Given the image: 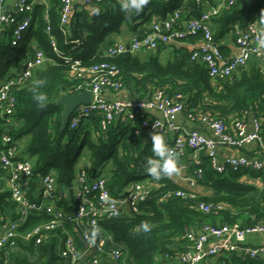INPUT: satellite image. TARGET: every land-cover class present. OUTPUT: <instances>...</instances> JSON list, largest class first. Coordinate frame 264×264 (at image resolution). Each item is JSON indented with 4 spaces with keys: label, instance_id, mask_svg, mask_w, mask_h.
<instances>
[{
    "label": "trees",
    "instance_id": "1",
    "mask_svg": "<svg viewBox=\"0 0 264 264\" xmlns=\"http://www.w3.org/2000/svg\"><path fill=\"white\" fill-rule=\"evenodd\" d=\"M216 2L150 0L138 14L126 15L121 10L122 0H103L89 5L90 8L73 11L64 34L60 29V0H52L49 6L42 3L35 5L32 23L18 45H12L8 33L0 30V83L22 70L24 60L31 56L32 42L37 43L47 57V61L34 70L33 77L15 91L17 101L13 112L9 117H0V138L4 133L9 135L18 147L17 159H30L34 163V173L26 188L30 199L41 198V179L54 172L57 177L56 206L66 210L75 209L76 201L70 188L83 167L80 164L85 155L91 162L90 175L107 177L112 193L119 196L131 182L143 180L134 174L144 171L147 158L153 156L151 140L144 133L135 134L137 122L125 124L114 121L102 129L100 113H94L76 128L70 127L71 117L68 122L64 121V105L58 103V99L63 94L78 93L77 86L84 80L77 76L71 63L53 49L50 34L46 31V11L52 27L51 35L56 39L60 54L81 60L83 67L105 61L116 65L121 70L124 89H128L135 98L151 96L158 88L170 94L180 92L187 111L219 118L229 127L233 126L235 120H246L253 114L261 123L260 135L264 139V73L257 65L248 64L229 78L211 77L204 63L192 58L201 34L181 39L197 43L191 51L164 45L155 51L107 53L108 48L117 41L114 35L121 33L123 25H127L133 34L140 33L144 28L139 26V20L148 22L155 13H159V19L164 20L173 9L182 7L188 17H198L207 6H213ZM262 13L264 0H237L232 6L223 8L212 19L215 40L222 42L228 35L234 36L237 25L245 27L249 23L262 21ZM220 48L225 56L231 55L222 45ZM162 49L170 50L165 60L160 55ZM141 52L147 56L142 58ZM37 81L42 83L37 84ZM39 93L48 97L44 107L35 101V95ZM231 121L232 124H229ZM200 161L203 176L199 178V184L211 188L212 193H198L197 199L171 197L161 200L166 192L184 187L170 177L155 180L148 175L149 182L155 187L150 196L140 203L138 212L125 211L101 221L112 245L120 247L123 252L120 259L108 260L103 264H157L164 254L172 256L188 247L184 237L188 227L206 222L216 224L214 221L217 217L223 224L246 226L264 221V188L239 182L242 176L264 179L263 172L229 169L218 173L204 153ZM197 167L193 163L188 165L190 175H195ZM201 201L224 203L228 209L204 214L197 207ZM16 208L0 170V233L8 220L17 219ZM48 217L43 212L33 213L23 229ZM145 224L148 225L147 231ZM68 227L72 228L70 225ZM63 236L59 230L49 242L39 246L19 239L8 260L11 264H61L59 244ZM79 244L83 242L79 240ZM226 259L225 264H264L262 258L243 260L237 253H232Z\"/></svg>",
    "mask_w": 264,
    "mask_h": 264
},
{
    "label": "built area",
    "instance_id": "2",
    "mask_svg": "<svg viewBox=\"0 0 264 264\" xmlns=\"http://www.w3.org/2000/svg\"><path fill=\"white\" fill-rule=\"evenodd\" d=\"M75 1L94 5L103 0H60V29L64 34L67 32ZM236 1L220 0L217 5L202 11L198 17H188L182 7L175 8L166 19L154 21L140 33L132 34L128 41H116L108 48L107 53L115 55L127 51H155L173 41L201 34L202 38L192 58L201 60L211 77L229 78L252 60L257 62L264 73V28L258 21L245 27L237 25L234 28V43L237 49L230 56H225L220 48L221 42L214 38L213 17ZM37 2L38 0H0V30L8 33L12 45H18L24 40L34 18ZM44 17L53 49L62 59L71 63L77 76L84 80L77 86L78 93L87 91L92 94L90 103L79 105L72 113L71 128L86 122L94 113L101 114L102 129H106L114 121L125 124L137 122L134 130L136 135H146L149 132L148 139L151 140V134L157 132L164 136L178 158L188 156L190 163L198 165L194 170L195 175H190L188 179V187L168 191L161 200L171 197H199L195 187L203 176L200 152L208 156L212 168L218 173L229 169H255L264 173V139L260 135L261 123L258 118L253 119L252 131L248 130L244 119L235 120L233 126L229 127L219 118L187 111L182 93L170 94L160 88L155 89L151 96L143 98H108L107 93L124 89L121 70L106 61L83 67L81 60L60 54L56 39L51 35L52 27L47 11ZM30 47L31 56L24 60L22 70L0 83V117H9L17 101L15 91L33 77L37 67L47 61L44 50L37 46V43L32 42ZM152 111H159L162 116L155 117ZM180 112H183L188 120L196 122L199 127L188 128L177 124L176 116ZM220 145L237 148L257 145L261 154H239L221 160L218 156ZM18 151L11 137L4 133L0 138V170L11 191L12 199L16 202L18 217L16 220H8L0 233V264L8 261L19 239L39 246L49 242L59 230L64 234L59 244L61 264H103L108 260L120 259L123 255L122 249L108 244L110 237L103 230L101 221L119 216L125 211L138 212L140 203L150 196L155 187L149 182L150 179L134 180L121 195L115 196L107 177H92L90 168L81 167L70 189L76 207L66 210L55 204L57 177L54 172L42 177L41 198H29L26 188L34 173V163L30 159H17ZM197 207L204 214L228 209L224 203L202 201ZM42 212L49 217L23 229L31 214ZM69 225L72 228H69ZM256 233L261 234L264 239V221L249 226L210 222L195 224L188 227L184 234L188 247L172 256L164 254L162 261L176 259L179 264H219L216 260L218 256L225 255L228 258L232 253H237L243 260L261 258L264 256V240L256 246L247 243L248 236ZM77 236L83 242L82 247L76 241ZM225 263L226 260L222 264Z\"/></svg>",
    "mask_w": 264,
    "mask_h": 264
},
{
    "label": "crops",
    "instance_id": "3",
    "mask_svg": "<svg viewBox=\"0 0 264 264\" xmlns=\"http://www.w3.org/2000/svg\"><path fill=\"white\" fill-rule=\"evenodd\" d=\"M52 2V0H38L37 3H42L44 5H50ZM220 2V0H217V2L213 5H217L218 3ZM90 8L88 4H85V3H82L80 1H75L74 3V11L77 12V11H80L82 8ZM212 6H207L205 9H210ZM161 17V15L159 13H155L153 14V17L151 18L150 21L148 22H144L143 20H139V23L141 27L143 28H148L150 27V25L154 22V21H157V20H160L159 18ZM260 25L263 26L264 28V21H259ZM133 32L132 30L127 26V25H123L121 27V33H117L114 35L115 39L117 41H128L130 39V37L132 36ZM169 45H171L172 47H176L177 49H180V48H186L188 49L189 51L193 50L194 47L197 45L196 42L194 41H190V40H176V41H173L171 42ZM221 45L223 48H226L228 50V53L230 54H233L234 52H236V46H235V43H234V36L231 35H228L227 37H225L222 42H221ZM170 50L168 49H162L161 52H160V55L162 58H164L167 53L169 52ZM142 58H145L147 56L146 53L144 52H141L140 53ZM248 64H255L257 65V62L255 60H252L250 61ZM247 64V65H248ZM258 66V65H257ZM259 69H260V66H259ZM107 97L108 98H135L134 95L128 90V89H123L119 92H116V93H107ZM153 114V116L155 117H161V113L159 111H152L151 112ZM255 118V116L253 114H250L247 118H246V122H247V127H248V130L249 131H252L254 129L253 127V119ZM176 122L177 124L181 125V126H186L188 128H197V123L194 122V121H191V120H188L186 118V115L183 113V112H180L177 114L176 116ZM229 124H232V121L229 122ZM199 127V126H198ZM203 132L205 133H208L207 130L205 129H202ZM146 136H150V133L148 132L146 134ZM203 154V152H200L199 156H201ZM239 154H247V155H254V154H261V150H260V147L258 148L257 145H248V146H244V147H240V148H237V147H231V146H228V145H220L219 146V159H225L227 156H237ZM83 166V167H87V168H90L91 167V162L88 158L87 155H85V158L82 159L81 161V164L80 166ZM188 172V171H187ZM189 173V172H188ZM190 177V174H187L186 173V169L183 171V175H182V179L181 178H177V179H174L173 177H170L173 181H175L176 183H178L179 185L183 186V187H188V179ZM178 180V181H177ZM183 180V182H182ZM240 183H246V184H253L257 187H259V189H263L264 188V179L262 177H258V178H252V177H249V176H242L240 178ZM186 184V185H185ZM71 189V188H70ZM195 190L199 193V194H210L213 192V190L209 187H206L204 185H201V184H198L196 187H195ZM70 193L72 194V191L70 190ZM213 221V220H211ZM214 223L216 224H222V220L220 219V217L216 218V221H214ZM4 230V227L3 229ZM79 237V236H77ZM76 237V241L79 243V240L80 237H79V240L77 239ZM263 236L261 234H250L247 238V243L251 246H256V245H259L260 243L263 242ZM82 242V241H81ZM80 245V244H79ZM81 247L83 246L80 245ZM262 259H264V256L261 257ZM217 260V263L219 262V264H222L225 260L227 261V259H225V255H220L216 258ZM157 264H179L178 261L176 259H172V260H168V259H165L163 261H161L160 263H157ZM201 264H206V262H203Z\"/></svg>",
    "mask_w": 264,
    "mask_h": 264
},
{
    "label": "clouds",
    "instance_id": "4",
    "mask_svg": "<svg viewBox=\"0 0 264 264\" xmlns=\"http://www.w3.org/2000/svg\"><path fill=\"white\" fill-rule=\"evenodd\" d=\"M149 3L150 0H122L121 10L126 15L138 14ZM262 21H264V13H262ZM36 83L40 84L42 81H37ZM47 100L46 94L39 93L35 95V101L40 107H44ZM151 150L153 156L147 158L145 171L153 179L160 180L164 177H171L179 172L178 156L169 147L163 135L157 132L151 134ZM144 229L148 230L147 224L144 225Z\"/></svg>",
    "mask_w": 264,
    "mask_h": 264
},
{
    "label": "water",
    "instance_id": "5",
    "mask_svg": "<svg viewBox=\"0 0 264 264\" xmlns=\"http://www.w3.org/2000/svg\"><path fill=\"white\" fill-rule=\"evenodd\" d=\"M92 99V94L90 92L84 91L76 93L74 95L63 94L58 99V103L64 105L63 117L64 121L68 122L72 113L81 104H88ZM108 244L112 245L111 239L108 240Z\"/></svg>",
    "mask_w": 264,
    "mask_h": 264
},
{
    "label": "rangeland",
    "instance_id": "6",
    "mask_svg": "<svg viewBox=\"0 0 264 264\" xmlns=\"http://www.w3.org/2000/svg\"><path fill=\"white\" fill-rule=\"evenodd\" d=\"M164 60L166 59V57L163 58ZM190 156V154H189ZM185 158V159H184ZM183 159H178V163H179V172L172 175L171 177H173L174 179H177V178H181L182 179V175H183V171L186 169V173L187 174H190L188 172H191L190 169H188V165H192L191 160L188 159V156H185ZM188 171V172H187ZM149 174L144 170V171H138V172H135L134 176L136 178H147ZM178 181V180H177ZM183 182V180H182ZM186 185V184H185ZM32 257V256H31ZM126 259V258H125ZM126 260H124L125 262ZM4 264H11V261L9 262V260L7 262H4Z\"/></svg>",
    "mask_w": 264,
    "mask_h": 264
}]
</instances>
